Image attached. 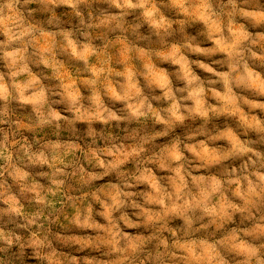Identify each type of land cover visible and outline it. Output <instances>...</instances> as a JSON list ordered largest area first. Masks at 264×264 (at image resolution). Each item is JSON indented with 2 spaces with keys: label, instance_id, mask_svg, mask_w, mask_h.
I'll return each mask as SVG.
<instances>
[{
  "label": "clouds",
  "instance_id": "obj_1",
  "mask_svg": "<svg viewBox=\"0 0 264 264\" xmlns=\"http://www.w3.org/2000/svg\"><path fill=\"white\" fill-rule=\"evenodd\" d=\"M0 264H264V0H0Z\"/></svg>",
  "mask_w": 264,
  "mask_h": 264
}]
</instances>
